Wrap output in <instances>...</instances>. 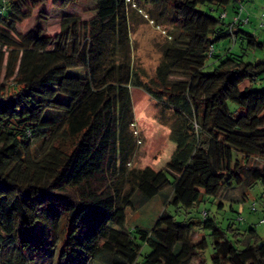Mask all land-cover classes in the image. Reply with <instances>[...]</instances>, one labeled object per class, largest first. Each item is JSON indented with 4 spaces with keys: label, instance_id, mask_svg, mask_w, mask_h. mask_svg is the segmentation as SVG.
I'll list each match as a JSON object with an SVG mask.
<instances>
[{
    "label": "trees",
    "instance_id": "obj_1",
    "mask_svg": "<svg viewBox=\"0 0 264 264\" xmlns=\"http://www.w3.org/2000/svg\"><path fill=\"white\" fill-rule=\"evenodd\" d=\"M58 1L59 30L48 36L40 26L16 30L46 0H0V264H264L254 227L238 247L230 224L191 211L211 198L219 208L243 202L264 186V88H251L264 56L244 58L264 40L224 13L235 3L238 14L243 0H91L89 19L68 10L77 0ZM136 2L172 31L152 76L132 66L121 27L138 23ZM105 33L115 38L109 51ZM223 40L242 52H216ZM175 69L185 79L172 81ZM132 87L169 121L175 146L157 170L129 167ZM167 187L166 204L183 218L164 208L152 227L129 229L125 205L139 208Z\"/></svg>",
    "mask_w": 264,
    "mask_h": 264
},
{
    "label": "rangeland",
    "instance_id": "obj_2",
    "mask_svg": "<svg viewBox=\"0 0 264 264\" xmlns=\"http://www.w3.org/2000/svg\"><path fill=\"white\" fill-rule=\"evenodd\" d=\"M91 0H77L68 6V10L74 11L83 19H89L91 13L89 7ZM59 1L46 0L42 8L36 7L32 9L28 18L18 23L16 26L17 33L23 34L33 27L40 26L46 33L51 36L59 30ZM238 4V3H237ZM239 5V4H238ZM242 8L237 14L234 10L235 3H230L226 6L224 13L226 21H234L240 19L241 27L256 34L259 40H264V0H243ZM205 10V6H199ZM139 9V10H138ZM136 21L137 24L130 18V27L128 29L126 23H122L121 27L125 31L128 30L132 66H140L144 69L148 76L153 75L155 65L158 61L168 37L172 35L170 25L155 26L153 21L156 19L157 9L152 5L136 2ZM134 11V13H135ZM130 13V10L128 11ZM214 11L213 14H216ZM225 17V16H224ZM126 34V33H125ZM115 38L110 33L103 34V44L105 50L109 51L114 45ZM230 48L233 52H242L239 43H230V40H223L216 46V52H224L223 49ZM246 61L259 60L264 56V50L245 49ZM108 55L103 54L101 59H106ZM109 58V57H108ZM212 67H206L205 71H210ZM74 73L81 74L82 69L74 70ZM186 71L175 69L171 80L174 82L185 79ZM252 89L264 88V74L261 79L251 82ZM131 100L134 114V126L136 136V146L132 161L129 167H144L150 166L157 170L161 168L169 159L174 143L169 140L170 125L167 120V115L159 116L158 103L150 98L140 88H131ZM170 194V189L164 188L155 195L149 202L143 206L136 208L131 203L125 205L126 226L129 229L139 226L140 228L148 229L153 226L155 220L161 211L166 210L171 214H176V218L182 219L184 212L175 213V209L171 204H166V199ZM224 207H218V200L213 198L201 202L197 208L191 210L208 211L209 215L226 229L230 224L233 230H228L230 239L235 240V245L242 247L241 240L244 231L249 227H254L257 241L264 238V186L258 183L246 192L243 202L232 203L223 201ZM63 221L60 222V227L57 231L58 236L62 231ZM200 233L196 234L199 238ZM59 240V239H58ZM140 242V241H139ZM60 244V242H58ZM56 246V245H55ZM149 248L145 245L142 247V252L146 253ZM54 253V251H53ZM56 253V252H55ZM211 254L210 240L207 247L205 257L207 262ZM53 255V254H52ZM42 264H50L48 260ZM51 264H55V257L51 256ZM89 264H100L96 260H92Z\"/></svg>",
    "mask_w": 264,
    "mask_h": 264
},
{
    "label": "built area",
    "instance_id": "obj_3",
    "mask_svg": "<svg viewBox=\"0 0 264 264\" xmlns=\"http://www.w3.org/2000/svg\"><path fill=\"white\" fill-rule=\"evenodd\" d=\"M222 16H224V14H223ZM235 20H236V19H235Z\"/></svg>",
    "mask_w": 264,
    "mask_h": 264
}]
</instances>
